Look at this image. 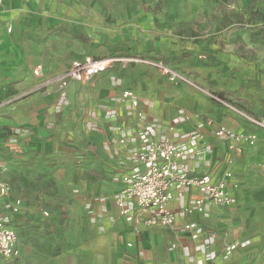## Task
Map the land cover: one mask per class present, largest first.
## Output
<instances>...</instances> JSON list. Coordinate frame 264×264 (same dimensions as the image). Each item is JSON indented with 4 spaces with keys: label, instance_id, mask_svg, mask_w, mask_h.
I'll return each mask as SVG.
<instances>
[{
    "label": "crops",
    "instance_id": "0c3cea01",
    "mask_svg": "<svg viewBox=\"0 0 264 264\" xmlns=\"http://www.w3.org/2000/svg\"><path fill=\"white\" fill-rule=\"evenodd\" d=\"M92 12L77 0H0V138H21L29 145L68 150L87 159L91 168L97 170L98 176H90L92 186L85 207L89 209L95 235L93 252L100 255L114 252L121 259L119 263L115 261L117 264H193L205 259L198 243L212 237L214 242L205 252L215 258L208 264H245L264 236L263 132L244 117L226 113L215 102L199 110L191 109L173 99L171 90L143 82L138 72L129 79L130 73L123 71L130 65L123 69L115 64L117 72L110 67L86 83H69L64 90L69 102L66 116L57 113L60 94L56 84H46L35 91L48 79L44 77L64 69L62 65L59 70L52 52L47 60L42 47L43 39L49 37L47 31L66 27L70 20L85 27L105 29L129 24L105 22ZM150 36L164 38L161 34ZM52 39L58 44V38L50 37L49 41ZM33 48L35 53L31 54ZM196 49L207 52L198 46ZM228 58L227 71L233 68L234 79L244 73L243 81L251 80L253 71L243 67L241 57ZM37 65L42 66L41 77L32 73ZM145 79L149 80L146 76ZM254 79L260 80L259 87L244 83L237 91L244 101L254 103L249 116L260 118L264 117V104L258 102L264 92V78L259 74ZM125 90L138 100L136 107L120 100ZM31 91L36 93L30 98L17 104L8 103L18 93L23 96ZM40 91L45 92L38 94ZM151 124L156 127L148 130ZM219 127L238 133L255 132L258 140L254 146L242 145L235 152L229 149L233 143L216 137ZM81 131L86 140L83 146L76 143ZM142 133L150 141L165 137L180 150L194 151V157L185 161L192 175H215L229 163L232 177L227 192L233 204L209 206L204 213H184L190 202L200 197L191 189L182 197L175 195L169 202L175 215V229L148 227L147 215L136 209L121 216L114 197L123 188L121 177L135 167L131 154L142 144ZM66 139L71 143L66 145ZM0 213H5L2 202ZM188 222L202 229L199 241H192L180 232L181 226Z\"/></svg>",
    "mask_w": 264,
    "mask_h": 264
},
{
    "label": "rangeland",
    "instance_id": "374dc122",
    "mask_svg": "<svg viewBox=\"0 0 264 264\" xmlns=\"http://www.w3.org/2000/svg\"><path fill=\"white\" fill-rule=\"evenodd\" d=\"M77 1L100 20L129 24L105 29L70 20L66 27L47 31L44 53L49 58L52 52L59 70L62 65L64 69L44 77L48 78L45 82L61 76L73 60L128 58L132 63L123 72L130 73L129 79L138 72L143 82L171 90L173 99L188 108L199 110L216 103L226 113L250 115L254 103L244 101L237 89L244 83L259 87L260 80L254 78L259 74L264 78V0ZM50 37L58 38V44L55 39L50 42ZM197 46L207 52L197 50ZM34 53L35 48L31 49ZM230 56L243 59V67L253 71L251 80L243 81L244 73L234 79L233 68L227 71ZM34 93H18L8 103H20ZM262 97L258 102L264 104ZM64 102L57 113L66 116L69 102ZM84 137L81 131L76 143L85 145ZM64 142L71 143L68 139ZM93 174L99 173L87 159L68 150L1 137L0 183L7 185L11 201L21 202L22 210L9 217L20 256L0 259V264L119 263L121 259L114 252L100 255L92 250L95 235L86 204ZM259 243L245 264H264V236Z\"/></svg>",
    "mask_w": 264,
    "mask_h": 264
},
{
    "label": "built area",
    "instance_id": "2783aa9c",
    "mask_svg": "<svg viewBox=\"0 0 264 264\" xmlns=\"http://www.w3.org/2000/svg\"><path fill=\"white\" fill-rule=\"evenodd\" d=\"M131 63L132 60L128 58L73 61L61 76L51 83L41 84L35 91L40 90L46 84H56L60 94L58 107H61L65 101L64 90L69 83H86L93 77L104 73L114 64H119L124 69ZM42 70V66L37 65L32 73L36 77H41ZM120 100L128 102L131 108L138 104L134 94L128 90L122 92ZM243 117L253 127L264 133V117L255 118L247 115ZM154 127L156 125L151 124L148 130ZM215 135L220 140L233 143L229 149L235 152H239L242 145L254 146L258 140L255 132L238 133L225 127H219ZM140 138L142 144L131 154L135 167L132 172L121 177L123 188L114 197L121 216H128L136 209L147 215L145 225L148 227L158 225L175 229V215L169 208V202L175 195L182 197L191 189H195L200 197L192 200L184 209V213H204L209 206L233 204L234 200L227 192L228 181L232 177L227 167L229 163H226V166L215 174L216 176L212 174L192 175L185 161L194 157V151L180 150L165 137L158 141H150L142 133ZM0 202L3 203L5 209V213H0V259L12 260L20 256V250L17 244V234L9 225V217L19 214L22 204L19 200H10L9 189L4 183H0ZM180 232L192 241H199L202 229L196 223L188 222L181 226ZM213 242L212 237H207L198 243L199 250H202L201 253L205 255V259L193 264H208L214 260L215 256L212 253L206 254L205 252Z\"/></svg>",
    "mask_w": 264,
    "mask_h": 264
}]
</instances>
